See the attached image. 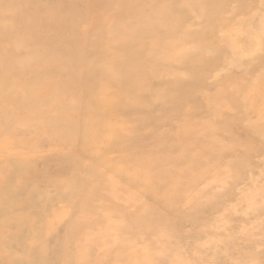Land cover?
<instances>
[{
  "label": "rangeland",
  "instance_id": "374dc122",
  "mask_svg": "<svg viewBox=\"0 0 264 264\" xmlns=\"http://www.w3.org/2000/svg\"><path fill=\"white\" fill-rule=\"evenodd\" d=\"M33 4L68 18L65 54H37L40 25L20 42ZM159 6L173 46L134 48V85L124 71L109 87L106 32ZM135 28L128 50L167 33ZM0 36L19 68L0 79V264H264V0H0ZM58 56L75 72L50 75ZM53 101L60 138L32 113ZM127 212L155 226L127 229Z\"/></svg>",
  "mask_w": 264,
  "mask_h": 264
},
{
  "label": "bare ground",
  "instance_id": "6f19581e",
  "mask_svg": "<svg viewBox=\"0 0 264 264\" xmlns=\"http://www.w3.org/2000/svg\"><path fill=\"white\" fill-rule=\"evenodd\" d=\"M118 1H121V0H118ZM133 6H138V5L134 4ZM28 7H30V5H28ZM119 10H121V8H119ZM44 12L46 13V16H45ZM165 12H167V15H164ZM24 15L30 19V23H28V24L19 23L15 27V29H16L19 37H20V42L22 43L24 48H26V47L31 48L35 44H32L30 40H27L26 35H23V33L29 32V28L31 26L34 27V26L40 25L41 26L40 28L45 30L46 34L39 35V34H32L31 33L32 36H34L35 43H42V44H39L38 46H36V50L38 51L37 54L40 55V54L44 53L45 51H47L46 49L48 47L51 49V51H52L51 53H57L58 54V51H59L61 54H65L63 51H61L62 44L59 43V41L57 39V37H58L57 35L59 34V31L61 29L68 30V26L64 23L68 18H63V17L57 18L56 14L48 13L42 7L34 6V4H33L32 14L31 13H25ZM73 15H74V13L72 11V18H73ZM120 15H122V13H120ZM157 15L160 18H159V20L156 21ZM134 18H135V20L132 18L130 21H127L124 23V29L122 32L123 35L120 34V36H118V33L120 32L119 30H116L114 33H112L111 30H108L106 32L108 34V39L111 42H113L112 43V49H114V51L116 53V55L114 57H118L119 62L122 63L121 66H120V63H118V64L115 63V65L114 64H110V65L105 64L104 65V67L107 69V71L104 75L107 79L109 87L111 85V80L115 74L118 73V75L122 74L123 76H125V72H126L127 76H125V77L127 78L128 76H130L127 73L126 69L121 68L125 64H132L130 66L131 67L130 70L136 76L137 70H138L140 65L138 63H126L129 60H134L133 59V52H132L134 48H138V49L140 48L147 54L150 52V46H152L153 44H154L153 47H156V46L159 48L166 47L167 49L173 46L171 43L169 44V41L166 44L167 46L164 43L163 44L158 43L160 41V38L163 36L168 37L167 39L172 38L171 37V25L169 24V21L173 18V16H171V14L168 12V8L166 6H159V7L153 8L150 12H147L146 14L145 13L136 14L134 16ZM153 18H154V21H152ZM141 19H144V20L141 21ZM55 21H60V25L59 26L53 25L52 22H55ZM120 26L122 27V25H120ZM132 26L133 27L136 26L135 31L137 33L138 32L147 33L150 35V31H154V30L159 31L162 27L166 28L167 33H166V31H164V33L160 32L156 39H154L150 35L151 43H150L148 48H145V46L142 44V42H138V45H134V46H132L131 50H128L126 48V46L127 45L131 46L133 43H130V41L132 38H135V36H130L134 31L128 32V30H130ZM106 33H104V35ZM101 36H103V35L101 34ZM0 38H1V36H0ZM156 43H158V44H156ZM44 44H47V46ZM4 49H5L4 40L0 39V79H1V81H6L8 78V77L7 78L4 77V75H3V72L5 71L4 70L5 67L12 65L16 68L15 70L19 69L18 67H16V65L9 62L7 55L2 52ZM160 51H162V50H160ZM69 52H71V51H69ZM71 53H74V52H71ZM57 59L58 60L57 61L55 60L53 63H51V67L48 68L50 75L55 74L56 72L59 73V71L62 72L65 69H69L73 73L75 72L74 67L78 63H68L65 60V58L62 59L60 56H58ZM59 61H62V62H59ZM161 62L162 63L170 62V55H165V61L163 58ZM19 63H21V62H19ZM29 63H36V62L30 61ZM48 63H50V61ZM117 66H120V67L117 68ZM165 67H166V65H165ZM23 69H24L25 73H27L28 75L31 73V69H30V66L28 63L24 65ZM62 73L59 74V76H62L63 75ZM78 74H79V72H78ZM135 76H130L129 79H127L126 84L124 85V88H126V86L132 87L134 85V80L136 79ZM29 83L32 85V87L35 85V83L31 80V77L28 80V84ZM56 87H57V84L54 85L53 88L49 89L48 96L53 97V91ZM77 87L79 88L78 82H77ZM32 91H34V90L32 89ZM120 93H121V90H119L116 93V96L120 97ZM40 94L41 93L34 94V92H32L30 94L31 97H29V101L32 102L34 105H36L37 103L42 104V102H40V99H41ZM49 105H50L49 109H46L43 111H37V112H34L35 111V109H34L32 113L37 115V119H38L37 122L38 123L45 122V125L51 131L52 136L56 135L57 138H60L59 137L60 135L56 134L54 131H52V129H55L56 126L59 128V120L60 119H67V118H69V116H67L68 113L63 112L61 110V106H58L55 101L50 102ZM120 109H121V106H120ZM23 116H24V121L19 120V122H17L14 125H16V126L25 125V127L31 126V125L34 126L30 117H28L27 115H23ZM39 128H42V127L39 126ZM62 131L69 132V130H62ZM129 213L130 212H127L125 214L126 218L124 220V221H127L128 224L127 225L122 224L127 229H131L132 231L136 230L139 233L144 228L155 226L154 221L150 220L148 215L137 213V215L135 217H131L129 215ZM104 219L108 220V217L105 216ZM115 229H117V228L115 227Z\"/></svg>",
  "mask_w": 264,
  "mask_h": 264
}]
</instances>
